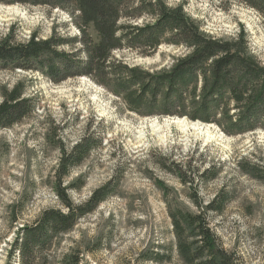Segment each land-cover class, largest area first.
<instances>
[{"label":"rangeland","instance_id":"rangeland-1","mask_svg":"<svg viewBox=\"0 0 264 264\" xmlns=\"http://www.w3.org/2000/svg\"><path fill=\"white\" fill-rule=\"evenodd\" d=\"M166 3L172 9L183 7L206 34L218 40H235L244 30L252 53L264 65V17L256 10L238 0ZM148 22L143 19L135 25ZM33 34L41 40L79 36L65 11L0 6V39L10 37L26 44ZM187 53L185 48L164 45L152 55L123 50L115 52L114 58L155 74L171 69ZM18 82L25 84V96L32 98L35 108L28 120L0 132V264L7 262L6 247L16 228L32 225L47 209H64L54 190L61 151L70 153L87 135L96 145L89 159L64 180L63 187L80 179L84 182L80 191L67 192L69 200L84 206L111 181L116 195L61 238L55 250L59 257L79 251L86 264H155L149 258L171 248L173 264H182L169 209L198 213L192 200L206 206L222 197L230 200L225 212L209 213L215 236L225 250L238 254L242 264H264V182L243 169L264 167L263 130L231 137L205 124L212 127L210 137L196 136L181 131L174 122L200 123L136 115L87 77L55 84L40 73L0 72V103L2 90H11ZM169 163L184 170L190 166L187 178L193 186L173 175ZM207 170L218 172L215 180L201 179ZM18 204L22 209L16 208ZM12 212L18 218L14 230Z\"/></svg>","mask_w":264,"mask_h":264},{"label":"trees","instance_id":"trees-1","mask_svg":"<svg viewBox=\"0 0 264 264\" xmlns=\"http://www.w3.org/2000/svg\"><path fill=\"white\" fill-rule=\"evenodd\" d=\"M238 1L264 17V0ZM15 5L65 11L79 36L53 35L41 40L33 34L26 44L10 37L0 39V72L40 73L55 84L87 77L136 115L215 125L231 137L264 131V65L252 53L244 30L235 40H218L206 34L183 7L172 9L166 0H0V6ZM143 19L150 22L135 25ZM164 45L188 50L167 71L151 74L114 58L115 52L123 50L152 55ZM26 91L23 82L2 90L0 132L22 124L34 113L33 100L25 96ZM95 145L87 135L70 153L61 151L54 190L64 209H47L32 225L16 228L6 247V264H86L79 251L59 257L55 250L64 235L116 195L111 181L95 191L87 204L75 206L67 192L80 191L84 182L80 179L63 187L72 169L89 159ZM188 169L174 163L168 166L184 185L193 186L187 178ZM243 169L264 182V167ZM217 173L207 170L200 177L212 181ZM229 201L215 197L204 206L201 200H192L198 213L169 209L180 263L242 264L237 253L225 250L211 228L209 213L223 214ZM16 208L22 209L19 204ZM10 221L14 230L18 222L14 212ZM148 261L173 264L175 255L167 248Z\"/></svg>","mask_w":264,"mask_h":264},{"label":"bare ground","instance_id":"bare-ground-1","mask_svg":"<svg viewBox=\"0 0 264 264\" xmlns=\"http://www.w3.org/2000/svg\"><path fill=\"white\" fill-rule=\"evenodd\" d=\"M174 124H176L181 129V131H183V132L188 133L191 131V132H194V134L196 136H200V137H207L208 136V138L210 137L209 131L211 130L212 127L206 126L205 124H203L201 122H200V124H193V123H189L186 121H179V122H174ZM155 126H157V125H155ZM169 127H170V125L167 124L166 128H169ZM157 132H159V131H157Z\"/></svg>","mask_w":264,"mask_h":264},{"label":"water","instance_id":"water-1","mask_svg":"<svg viewBox=\"0 0 264 264\" xmlns=\"http://www.w3.org/2000/svg\"><path fill=\"white\" fill-rule=\"evenodd\" d=\"M200 123V122H199Z\"/></svg>","mask_w":264,"mask_h":264}]
</instances>
